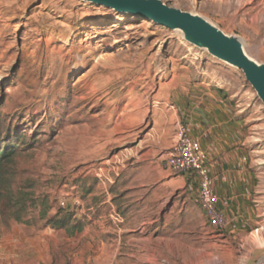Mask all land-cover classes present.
<instances>
[{
	"label": "rangeland",
	"instance_id": "374dc122",
	"mask_svg": "<svg viewBox=\"0 0 264 264\" xmlns=\"http://www.w3.org/2000/svg\"><path fill=\"white\" fill-rule=\"evenodd\" d=\"M160 1L238 36L264 64V0ZM217 92L247 123L264 202V106L240 70L131 14L82 0H0V136L18 147L13 189L34 201L24 222L0 216V258L264 264V222L214 230L196 188L163 187L168 150L157 133L184 99Z\"/></svg>",
	"mask_w": 264,
	"mask_h": 264
},
{
	"label": "crops",
	"instance_id": "0c3cea01",
	"mask_svg": "<svg viewBox=\"0 0 264 264\" xmlns=\"http://www.w3.org/2000/svg\"><path fill=\"white\" fill-rule=\"evenodd\" d=\"M207 95H192L189 97L190 104L189 100L184 99L183 104L172 108L173 112L167 120L168 127L160 130L161 135L157 133L159 145L162 146L160 151H169L174 145L178 125H186L190 137L209 155V165L216 177L215 192L219 198V208L233 223L225 232L245 231L264 222V202H259L255 196L259 175L251 167L247 123L224 93ZM162 176L163 187L167 190L175 186L184 189L188 185L191 190L196 188L197 191L195 179L187 175L171 178L169 171H166ZM259 208H262L261 212ZM203 216L206 218L204 212ZM13 258L1 257L0 264H11Z\"/></svg>",
	"mask_w": 264,
	"mask_h": 264
},
{
	"label": "water",
	"instance_id": "95a60500",
	"mask_svg": "<svg viewBox=\"0 0 264 264\" xmlns=\"http://www.w3.org/2000/svg\"><path fill=\"white\" fill-rule=\"evenodd\" d=\"M131 14L170 31H180L189 44L205 50L220 62L240 70L264 106V64L247 53L242 40L228 35L202 16L169 8L160 0H82Z\"/></svg>",
	"mask_w": 264,
	"mask_h": 264
},
{
	"label": "built area",
	"instance_id": "2783aa9c",
	"mask_svg": "<svg viewBox=\"0 0 264 264\" xmlns=\"http://www.w3.org/2000/svg\"><path fill=\"white\" fill-rule=\"evenodd\" d=\"M164 168L195 179L196 202L212 229L219 231L233 226L225 212L219 208V198L215 192L216 177L209 165V155L190 137L189 129L184 124L178 125L174 145L168 151Z\"/></svg>",
	"mask_w": 264,
	"mask_h": 264
},
{
	"label": "trees",
	"instance_id": "16d2710c",
	"mask_svg": "<svg viewBox=\"0 0 264 264\" xmlns=\"http://www.w3.org/2000/svg\"><path fill=\"white\" fill-rule=\"evenodd\" d=\"M17 148L15 144L5 145L0 136V216L8 217L16 222H24L23 217L34 205V201L25 189L22 188L18 191L13 189Z\"/></svg>",
	"mask_w": 264,
	"mask_h": 264
}]
</instances>
